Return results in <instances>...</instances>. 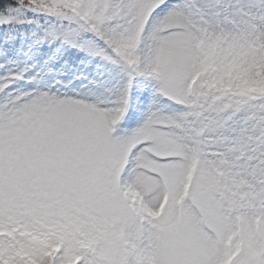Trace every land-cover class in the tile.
<instances>
[{
    "label": "snow or ice",
    "instance_id": "1",
    "mask_svg": "<svg viewBox=\"0 0 264 264\" xmlns=\"http://www.w3.org/2000/svg\"><path fill=\"white\" fill-rule=\"evenodd\" d=\"M10 25L41 71L115 83L0 72V264H264V0H12Z\"/></svg>",
    "mask_w": 264,
    "mask_h": 264
},
{
    "label": "rangeland",
    "instance_id": "2",
    "mask_svg": "<svg viewBox=\"0 0 264 264\" xmlns=\"http://www.w3.org/2000/svg\"><path fill=\"white\" fill-rule=\"evenodd\" d=\"M11 2L12 0H0V5ZM31 34L32 30L28 26H0V65H4V69H0V72L4 70L15 71L27 66L29 69L28 75L40 71L44 80L49 84H55L56 81H60L59 84H55V88H63L64 85H68L71 88H80L83 84L87 85V88L81 89V91L91 90L95 93H103L105 89L111 88L115 83L114 80L109 79L107 74L101 75L102 70L95 67V61L85 68L82 64L74 63L72 60L67 63L63 60H57L41 71L42 60L37 57L28 59L32 55L29 52ZM33 65L35 66L33 67ZM81 73L86 75L88 79L75 80L74 77ZM88 80H93L95 83L89 84ZM55 88L53 91H55ZM145 103L143 97L138 96L134 88L133 107L129 110L133 119L128 123V128L134 127L137 122L135 118L137 114L133 112V109L140 108Z\"/></svg>",
    "mask_w": 264,
    "mask_h": 264
}]
</instances>
